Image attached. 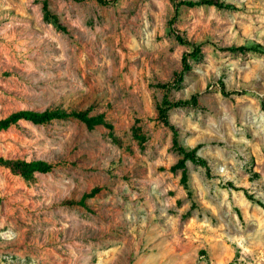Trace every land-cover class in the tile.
<instances>
[{
    "label": "rangeland",
    "instance_id": "rangeland-1",
    "mask_svg": "<svg viewBox=\"0 0 264 264\" xmlns=\"http://www.w3.org/2000/svg\"><path fill=\"white\" fill-rule=\"evenodd\" d=\"M103 1L0 0V119L100 120L0 130L1 158L54 166L0 164V264H264V208L226 187L264 201V0ZM192 95L166 110L208 163L186 161L184 182L161 116Z\"/></svg>",
    "mask_w": 264,
    "mask_h": 264
},
{
    "label": "trees",
    "instance_id": "trees-1",
    "mask_svg": "<svg viewBox=\"0 0 264 264\" xmlns=\"http://www.w3.org/2000/svg\"><path fill=\"white\" fill-rule=\"evenodd\" d=\"M100 2L106 3L103 0H98ZM174 4L175 11H177L181 6H193V5H213L219 9H233L235 6L230 3L224 2V0H171ZM176 38L183 44L191 48V53L187 54L188 57L197 58L200 50L199 47L176 34ZM250 49L256 51L264 52V45L255 43V45L250 46ZM184 67L186 68V55L183 57ZM181 79V76L179 77ZM168 85L163 88H167ZM198 105L197 95H192L190 99H180L174 102L164 100L165 108L162 111L161 121L170 128L172 132V145L174 149L181 154L180 160L171 166V170L174 171L176 168H181L183 171L182 180L186 181V161H191L195 164L202 165L206 170V175H209V167L206 159L197 154V147H189L181 143L178 138V131L173 125H171L166 116V110L173 107H195ZM69 117H75L78 120L86 123L87 125H95L100 123L98 117H90L87 111H71L68 112L63 109H46L44 111H32V110H21L18 112L11 113L5 118L0 119V130L7 129L9 126L16 124L19 120H25L32 122L34 124H47L52 120L65 119ZM0 164L9 167L14 173L20 175L26 180H31L35 173H48L52 171L53 165L42 160H8L0 157ZM226 187L234 190L243 191L245 197L251 202L264 208V201L255 197L253 194L247 192L246 189L242 187L235 186L232 182H226ZM77 204L85 205L84 198L82 197ZM210 264V263H208Z\"/></svg>",
    "mask_w": 264,
    "mask_h": 264
},
{
    "label": "bare ground",
    "instance_id": "bare-ground-1",
    "mask_svg": "<svg viewBox=\"0 0 264 264\" xmlns=\"http://www.w3.org/2000/svg\"><path fill=\"white\" fill-rule=\"evenodd\" d=\"M12 34V33H11ZM13 37V36H12Z\"/></svg>",
    "mask_w": 264,
    "mask_h": 264
}]
</instances>
